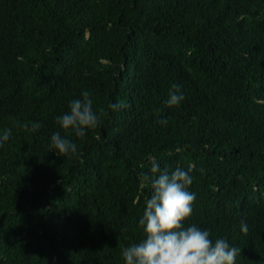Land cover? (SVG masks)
<instances>
[{"label":"trees","instance_id":"trees-1","mask_svg":"<svg viewBox=\"0 0 264 264\" xmlns=\"http://www.w3.org/2000/svg\"><path fill=\"white\" fill-rule=\"evenodd\" d=\"M173 83L184 100L170 107ZM84 90L100 122L78 138L56 117ZM9 129L0 264H123L143 237L149 157L192 168L185 225L241 249L236 264H264V0H0ZM58 130L74 153L49 149Z\"/></svg>","mask_w":264,"mask_h":264},{"label":"clouds","instance_id":"clouds-1","mask_svg":"<svg viewBox=\"0 0 264 264\" xmlns=\"http://www.w3.org/2000/svg\"><path fill=\"white\" fill-rule=\"evenodd\" d=\"M180 89L181 86L175 83L170 86L164 101L167 106L178 105L184 100ZM123 107L118 103L107 105L113 111ZM99 122L98 113L93 110V98L87 90L82 91L80 97L71 99L67 111L56 117L61 130L70 131L78 138H83ZM39 127L38 122H33L30 130L35 132ZM10 135V129L0 132V146L10 139ZM48 147L58 156L77 150L76 143L62 135L60 130L51 134ZM149 160V171L139 178L141 188H151L138 219V228L143 237L122 250L123 264H236L241 249L230 245L222 237L212 240L209 230L195 223L184 224L192 214L196 198V193L189 190L193 183L192 168L162 170L155 158L149 157ZM240 228L242 232L248 231L246 223H242Z\"/></svg>","mask_w":264,"mask_h":264}]
</instances>
